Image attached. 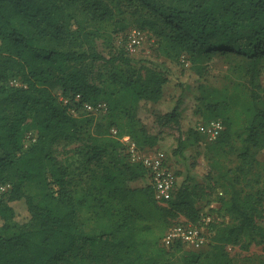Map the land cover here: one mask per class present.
Instances as JSON below:
<instances>
[{"label":"trees","instance_id":"obj_1","mask_svg":"<svg viewBox=\"0 0 264 264\" xmlns=\"http://www.w3.org/2000/svg\"><path fill=\"white\" fill-rule=\"evenodd\" d=\"M73 5L102 21L111 19L114 9L134 14L130 28L151 31L170 64L150 55L134 60L124 47L109 58L65 47L60 41L74 32L69 28ZM215 57L230 62V71L244 80L235 81L228 72L221 86L204 82ZM97 59L130 67L139 63L144 71L119 78L127 98L109 97L101 115L59 98L79 94L81 101H104L103 88L84 69ZM179 64L182 77L196 81L201 119L220 118L224 124L206 144L208 175L215 174L219 194L217 206L208 210L228 220L215 216L207 243L211 248L203 252L179 242L165 247L161 238L177 221L170 219L197 222L202 211L196 203L204 186L190 172L175 175V189L163 203L154 198L150 183L128 186L146 178L147 170L130 160L113 118L126 114L130 132L142 138L139 148L155 147L157 136L137 127L136 110L141 101L164 98ZM263 74L264 0H0V182L12 186L0 198V264H200L209 254L215 264H231L227 245L245 238L241 246H264V154L258 155L264 152ZM178 83L188 84L182 78ZM96 116L112 118L98 122L95 134L88 135ZM164 119L178 124L177 107ZM31 129L36 139L25 147ZM59 139L82 141L87 161L100 164L84 185L54 154L52 144ZM190 143L181 134L175 153L182 155ZM28 183L46 190L27 194ZM23 198L29 218L20 225L13 222L16 211L10 203Z\"/></svg>","mask_w":264,"mask_h":264},{"label":"rangeland","instance_id":"obj_2","mask_svg":"<svg viewBox=\"0 0 264 264\" xmlns=\"http://www.w3.org/2000/svg\"><path fill=\"white\" fill-rule=\"evenodd\" d=\"M115 15L109 20H97L91 19L90 15L80 10L76 5L69 7V12L72 14L70 17V30L74 32L69 33L68 36H63L61 39L62 45L67 48L75 49L78 51H95L99 54L109 58L116 56L121 52L124 44L125 34L131 30L134 14L118 12L116 9ZM78 27L79 31H76ZM124 27V28H123ZM129 55L134 60L140 59L144 55H150L158 62L163 64H170V61L157 50V44L152 32L144 30V36L142 43L135 48V51L129 52ZM139 63H134L133 67L128 66L124 62L115 61L114 63L105 62L103 59L89 60L84 65V69L88 74L90 80L102 87L104 90V102L109 99L127 98L123 88H120V84L117 82L119 78L127 75H131L134 72L142 74L144 71L138 68ZM187 66V65H186ZM207 71L204 74V82L221 86L227 82L226 74L230 72L232 78L235 81L242 82L244 78L236 77L237 73L230 71V62L227 60L215 57L207 65ZM185 67V66H184ZM183 66L179 64V67L174 68L176 71L173 81L174 85L170 86L164 98L159 101H141L138 104L136 110V123L137 127H143L150 134L157 136V142L155 147L164 150L167 156V161L174 174L179 177L180 173L190 172L196 179L204 186V193L197 200V206L201 211L208 210L211 206H217L218 203V188L215 185V174L208 175L210 153L206 151V144L210 140L208 135L203 130L207 121L201 119L199 113L196 112L198 90L196 88V81L194 78L188 79L182 77ZM186 69V67L184 68ZM241 74L240 72H238ZM177 75V76H176ZM182 78L185 80L187 86H182L178 83V80ZM261 82L264 84V74L261 77ZM107 100V101H106ZM177 107L178 110V124L173 121L165 122L164 115ZM106 113V112H104ZM95 115H101L97 113ZM112 116L101 118L96 116L88 124L87 129L90 134H95L97 129V123L102 120H110ZM116 122V128L120 132V140L127 146L128 142L132 141L138 147L142 140L139 137V132L133 134L130 132V126L128 124V117L124 113H115L113 116ZM115 127V125H114ZM199 134L197 141L193 132ZM182 134L185 138H188L191 143L182 151V155L175 153L178 145V140ZM36 137V132L31 129L25 133L24 146L27 147ZM123 137H127L124 140ZM54 154L57 159L67 166V168L76 176L80 178V186L85 184L86 176L90 170H100L101 166L98 162L87 161L85 154L86 147L82 141H65L62 139L56 140L52 144ZM264 152H259L258 155L262 157ZM103 161H107V157H103ZM136 180L128 181L127 184L130 187L145 186L148 183V179L144 181L135 182ZM27 194L38 196L46 190L45 187L28 183L25 186ZM25 199L18 200L15 203L16 215L13 219L14 223L25 224L28 221L29 213L27 210ZM213 208V207H212ZM219 220H228V216L222 212H215ZM181 217V216H180ZM179 217V218H180ZM178 217L170 219L171 223L179 219ZM2 220L0 219V224ZM163 229L166 226L160 224V228ZM247 242V239L243 238L242 241L235 244L226 246V250L231 258V264H264V246L257 243H249L247 246H241V243ZM211 248V245L206 244L200 250L207 251ZM216 257L209 254L203 256L200 264H215L217 263Z\"/></svg>","mask_w":264,"mask_h":264},{"label":"built area","instance_id":"obj_3","mask_svg":"<svg viewBox=\"0 0 264 264\" xmlns=\"http://www.w3.org/2000/svg\"><path fill=\"white\" fill-rule=\"evenodd\" d=\"M144 30L133 27L124 36V48L126 51L133 52L143 41ZM11 84L18 85L16 80H11ZM60 100L64 103H71L72 100L79 102L81 111L88 113H104L107 111V104L104 101L95 103L88 101H81L80 95L65 96L60 95ZM72 113L76 114L78 111L75 108L71 109ZM224 129L223 121L220 118H213L207 121L204 131L210 140H214L219 133ZM112 134L117 133L115 127L111 128ZM36 137L32 140L35 141ZM127 140V137H123ZM127 151L130 160L142 163L146 170L148 183L152 184L154 188V198L159 203L168 200L175 189L176 176L171 170L167 161L166 153L163 149L158 147L140 149L135 142H128ZM10 182H0V198L10 190ZM215 214L209 210H204L200 213L197 222L193 223L184 217H180L174 224L169 226L161 238V243L165 247H170L173 244L181 243L183 246L192 249H200L205 246L211 238L212 228L211 224L215 221Z\"/></svg>","mask_w":264,"mask_h":264},{"label":"crops","instance_id":"obj_4","mask_svg":"<svg viewBox=\"0 0 264 264\" xmlns=\"http://www.w3.org/2000/svg\"><path fill=\"white\" fill-rule=\"evenodd\" d=\"M147 179V178H146ZM145 180V178H139V179H137L135 182H139V184H140V182H142V181H144ZM17 202H19L18 200H16V201H12L10 204L13 206V208L15 209V211H17L16 210V208H17V206H16V204L15 203H17Z\"/></svg>","mask_w":264,"mask_h":264}]
</instances>
